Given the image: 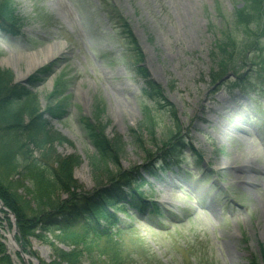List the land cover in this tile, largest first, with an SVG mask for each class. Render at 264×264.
<instances>
[{"label": "rangeland", "instance_id": "1", "mask_svg": "<svg viewBox=\"0 0 264 264\" xmlns=\"http://www.w3.org/2000/svg\"><path fill=\"white\" fill-rule=\"evenodd\" d=\"M107 1L124 16L143 61L111 24L103 0H10L24 29L20 39L0 33V71L8 72L0 84L29 90L34 101L21 107L41 115L44 132L59 139L35 149L30 167L36 161L55 171L58 157L74 156L78 165L68 184L75 192L90 197L110 187L105 168L92 163L98 155L86 124L103 127L107 139L120 143L110 170L137 179L136 192L164 216L140 217L129 206L111 210L117 224L109 237H94L96 245L89 249L75 241L82 228L64 232L54 222L50 231L38 230L23 244L18 232L17 242L32 264H51L57 249L80 250L82 264H247L264 245V96L246 92L247 80L240 89L233 86L235 79L216 86L212 55L220 28L231 25L241 0ZM247 53L238 56L243 67L238 76L246 73L244 78L258 62L255 53ZM49 57L62 60L32 89L27 77ZM139 64L161 88L164 100L157 104L145 93ZM55 94L63 104L62 118L50 116L58 109ZM178 140L196 152H185L182 165L153 176L146 166ZM10 180L22 187L18 194L28 187L33 197L30 174ZM55 197L62 202L69 195L59 190ZM0 216L1 233L12 234Z\"/></svg>", "mask_w": 264, "mask_h": 264}, {"label": "trees", "instance_id": "2", "mask_svg": "<svg viewBox=\"0 0 264 264\" xmlns=\"http://www.w3.org/2000/svg\"><path fill=\"white\" fill-rule=\"evenodd\" d=\"M103 5L106 10H110L108 15L111 24L129 39L128 46H132L136 51L139 63L141 59L143 61L122 13L107 0L103 1ZM0 28L11 37H18L21 34L23 20L21 21L18 15L14 14L10 0H0ZM220 31L221 38L212 52L214 64L218 68L217 75H213V82L217 83L228 74H233L236 77L233 85L236 89L242 88L247 80L250 87H246V92L264 94V0H242V6L235 7L231 25H226ZM248 51L258 56V62L253 64L256 69L244 78L246 73L238 76L243 68L239 65V61L242 59L240 57L246 55ZM238 56L240 57L238 58ZM51 67L49 65L40 69L35 75L28 78L27 83L32 88L38 86L50 76L49 73L53 70ZM136 73L144 80L145 93L148 97L153 98L156 104L161 99L164 100L160 86L151 79L144 66L139 64ZM7 74L8 72H1L0 78ZM32 96L33 94L29 90L19 84L9 86L0 84V168L4 167L2 170L6 171V176L3 172L0 174V199L4 206L14 214L22 244L24 238L35 236V232L38 230L50 231L54 222L55 226L64 232L76 227L82 228L83 234L76 235L75 241L79 245L81 243L84 249H89L90 246L96 245L95 238L109 237L113 226L117 224V218L111 213V210L116 213L122 207L129 206L131 211L140 217H144L147 213L153 217L162 218L164 216L161 208L149 204L147 198L136 192L137 179H128V174L122 170H118L116 173L110 170V163L116 161L119 156L120 143L118 139L114 141L107 139L103 127L96 130L89 122L86 124L87 128H91L90 139L98 155V160H92V163L96 166L100 164L105 168L111 182L110 187H100L90 197L75 192L77 189L72 184H68L72 171L78 165V160L74 156H70L69 159L58 157V169L55 171L51 170L52 167L36 163V161H32L33 166L30 167L35 149L41 150L59 140L55 135H47L44 132L40 119L45 125L46 123L41 115L37 116V112H31L29 109L21 107L26 100L34 101ZM51 98L53 101H57L58 109L53 111L50 116H64L63 104L59 102L57 95L55 94ZM52 109L51 107V111ZM25 116L30 117V123L25 124ZM173 138L175 137H171L170 141ZM167 146L146 166L153 176L157 175L158 170L164 171L171 166H179L186 149L196 152L190 144L182 143L180 140ZM196 156L199 161H202L200 154L196 153ZM18 173L31 175L32 181L36 185L35 191L31 194L33 197L29 195L28 187L26 192L23 190L24 195L18 194V189L20 190L22 187L15 188L14 182L10 180L16 175H20ZM133 184L135 188H133ZM59 190L68 193V200L62 202L54 200ZM101 220L105 221L106 227L102 226ZM1 239L0 235V264H13ZM259 251L260 256H251L247 264H264V245H259ZM56 253L57 258L51 264H82L80 250L66 253L57 249ZM117 257L118 255L112 259V262Z\"/></svg>", "mask_w": 264, "mask_h": 264}, {"label": "bare ground", "instance_id": "3", "mask_svg": "<svg viewBox=\"0 0 264 264\" xmlns=\"http://www.w3.org/2000/svg\"><path fill=\"white\" fill-rule=\"evenodd\" d=\"M49 58L51 59V57H49ZM50 59H48V60H50ZM46 61H47V60L45 59L44 61L39 62L38 64H36L35 66L40 67V66H42V64H44ZM38 67H37V68H38ZM37 68H36V69H37ZM34 70H35V69H34ZM1 213H2V207L0 206V214H1ZM9 237H11V235H9ZM8 248H9L10 251L12 250V251L14 252V254H13V259H14V262H16V264H17V263L22 264L20 261H22L23 264H32L29 255H26V256H25V259H23V258L21 257V255L19 254V250H22V247H21V245H20L19 243L15 244V245H13L12 243H8ZM11 257H12V255H11Z\"/></svg>", "mask_w": 264, "mask_h": 264}, {"label": "water", "instance_id": "4", "mask_svg": "<svg viewBox=\"0 0 264 264\" xmlns=\"http://www.w3.org/2000/svg\"><path fill=\"white\" fill-rule=\"evenodd\" d=\"M0 204H1V202H0ZM12 238V237H11ZM19 254L21 255V257L23 258V259H25V254L23 253V250H19ZM35 261V260H34ZM36 262V261H35ZM36 264H38V263H36Z\"/></svg>", "mask_w": 264, "mask_h": 264}]
</instances>
